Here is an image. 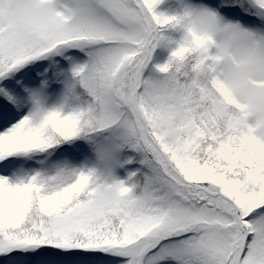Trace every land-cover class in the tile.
<instances>
[{"label":"snow or ice","instance_id":"obj_1","mask_svg":"<svg viewBox=\"0 0 264 264\" xmlns=\"http://www.w3.org/2000/svg\"><path fill=\"white\" fill-rule=\"evenodd\" d=\"M0 0V264H264V0Z\"/></svg>","mask_w":264,"mask_h":264},{"label":"trees","instance_id":"obj_2","mask_svg":"<svg viewBox=\"0 0 264 264\" xmlns=\"http://www.w3.org/2000/svg\"><path fill=\"white\" fill-rule=\"evenodd\" d=\"M174 0H166L165 4L162 5L163 8H171L174 7Z\"/></svg>","mask_w":264,"mask_h":264}]
</instances>
